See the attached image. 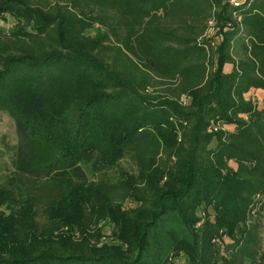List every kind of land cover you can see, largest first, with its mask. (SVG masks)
I'll return each instance as SVG.
<instances>
[{
  "label": "trees",
  "instance_id": "1",
  "mask_svg": "<svg viewBox=\"0 0 264 264\" xmlns=\"http://www.w3.org/2000/svg\"><path fill=\"white\" fill-rule=\"evenodd\" d=\"M215 3L0 0L15 20L0 28V111L18 165L45 171L32 193L0 185V264H264V100L245 97L264 90V0L227 7L208 72L195 40ZM126 153L118 178L81 168Z\"/></svg>",
  "mask_w": 264,
  "mask_h": 264
},
{
  "label": "rangeland",
  "instance_id": "2",
  "mask_svg": "<svg viewBox=\"0 0 264 264\" xmlns=\"http://www.w3.org/2000/svg\"><path fill=\"white\" fill-rule=\"evenodd\" d=\"M214 1H216L215 11L218 12L220 17L217 18L218 14H215V19L207 21L206 25L197 35L195 40L196 43L202 46V48H204L205 50L206 64L209 69L208 72L211 70L214 71L217 67V64L219 62L218 47L223 40L225 30L229 27L233 19L226 16L227 13L225 10L228 9L227 7H229L231 4H235L237 2V0ZM14 23V18L9 14H6L4 15V17L0 18L1 29L8 30ZM230 68L231 64L226 63L223 66V71L228 72ZM245 97L255 102L258 107H261L264 100V90L251 89L245 95ZM180 101H182L185 106L190 105V97L185 94L180 97ZM19 141V136L16 132L13 118L7 112L0 111V185L11 187L13 190H15L17 196L18 190L20 191V194L32 193L35 192V190L37 191L36 185L41 179L45 177V171L35 170L31 163H28V165H26L25 163L18 165L17 156L19 151ZM213 143L214 142L212 141V144ZM19 152L23 155L22 158L24 159V153L27 152V150H24V153H22L21 150ZM119 164L121 167L116 166L108 170L104 169L106 171H94L93 169H91L89 162L82 163L81 168L84 171L86 177L91 180L96 179L97 177H99L100 173L103 172H105V176H107L109 179H114L120 177V175L124 172L134 171L133 161L127 153L124 155V157L121 158ZM41 207L42 203L38 202L37 218L39 219V221H43ZM198 214L199 216H201V218H203V213L201 212V210H199ZM259 222L260 227L258 232L260 251L258 253V256H260L261 258L264 254V210L260 213ZM197 225L199 224L197 223ZM165 226L171 227L172 225L167 224ZM240 228H242V230L244 229V227ZM104 233L107 234L105 238L106 240L109 239V241L113 243L116 242V240L112 239L111 235H108L110 234L109 227L105 228ZM224 240L226 242H231V240L226 237H224ZM215 243H217L219 247L222 248V244L219 243V241H216ZM174 255L175 253L169 254L168 259L170 262L172 261L175 264H183L185 262V258L182 257L183 255L181 253H178V255L176 256ZM245 264L251 263L247 261Z\"/></svg>",
  "mask_w": 264,
  "mask_h": 264
},
{
  "label": "built area",
  "instance_id": "3",
  "mask_svg": "<svg viewBox=\"0 0 264 264\" xmlns=\"http://www.w3.org/2000/svg\"><path fill=\"white\" fill-rule=\"evenodd\" d=\"M237 3V2H236Z\"/></svg>",
  "mask_w": 264,
  "mask_h": 264
}]
</instances>
